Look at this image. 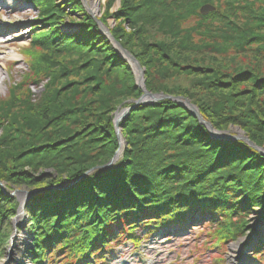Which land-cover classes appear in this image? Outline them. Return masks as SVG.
<instances>
[{
  "label": "trees",
  "instance_id": "trees-1",
  "mask_svg": "<svg viewBox=\"0 0 264 264\" xmlns=\"http://www.w3.org/2000/svg\"><path fill=\"white\" fill-rule=\"evenodd\" d=\"M28 1L40 7L47 18L41 19L44 29L33 36L31 47L35 51L29 57L33 75L9 85L8 96L0 99V181L33 190L72 181L105 164L118 147L113 114L128 105L126 99L138 98L141 90L126 61L98 32L88 14L69 21L79 28L77 32H65L57 22L63 17L53 0ZM123 1L132 4L130 15H136L137 22L144 25L158 19L155 14L166 9L163 0ZM182 1L167 6L168 14L159 17V29L170 40L150 45L141 40L142 36L137 37L144 48L137 57L147 67L146 88L189 98L217 130L233 124L249 129L258 126L262 136L264 101L253 105L250 96L245 106L240 104L246 100L237 98L238 80L252 73L245 70L228 80L217 66L205 65L201 58H188L205 48L224 50L219 43L229 39L236 40L241 48L257 45L259 53L263 52L264 0H227L234 3L227 5V12L215 9L204 15L199 11L200 0L188 5ZM73 2L77 8L81 5L80 0ZM141 9L155 18H139ZM183 9L186 13L180 12ZM125 11L129 10L119 12ZM239 13L245 16L239 19ZM226 14L234 18L229 21ZM187 22L192 25L185 26ZM214 23L221 26L213 30ZM112 35L118 40L115 31ZM198 37L201 40L197 43ZM118 42L124 46V41ZM76 50L79 58L66 60ZM184 74L200 79L198 87L206 94H195L193 85L184 90L162 86ZM253 76L257 81L252 82V95L263 93L254 87L263 88L264 76ZM45 77L49 78L45 91L35 102L28 86ZM223 84L228 86L227 94L221 91ZM121 133L126 146L114 167L97 168L71 188L43 192L33 199L41 205L37 214H43L33 219L34 225L42 224L34 228V255L40 264H52L53 254L61 263L63 257L72 260L76 253L99 250V243L103 246L121 240L137 228L181 225L190 212L209 215L208 224L215 225L212 233L227 243L247 229V221L239 215L264 207V156L243 141L213 138L197 118L174 101L164 99L132 110ZM248 137L264 146V138ZM38 170H48L54 177H42L37 182ZM2 190L0 247L8 238L4 223L17 205ZM241 195L243 202L238 203ZM44 209L51 211L44 214ZM56 211L59 222L51 219Z\"/></svg>",
  "mask_w": 264,
  "mask_h": 264
},
{
  "label": "rangeland",
  "instance_id": "rangeland-1",
  "mask_svg": "<svg viewBox=\"0 0 264 264\" xmlns=\"http://www.w3.org/2000/svg\"><path fill=\"white\" fill-rule=\"evenodd\" d=\"M53 1L57 9H59V11L61 12L59 14H61V16L63 17V19L61 18L62 19L61 22L59 20L57 22L62 23V25H60L59 27L61 28L62 26V30L65 32L66 31L72 33L74 31L77 32L79 28L75 26V23L70 24L69 21L74 18L80 19L84 14H88L90 18L94 20L98 32L104 35L105 37L107 36L103 32H101L100 26L98 25L96 20L100 21L101 25L105 26L109 30V32H111V34L112 32L115 31L118 40L116 38L115 39L117 41H124L123 44L124 46L122 45L121 46L125 50H127L138 61L141 68L143 69L144 82H145V74H146L145 68L147 67L142 65L141 59L137 57L138 54H141L144 49L140 45L141 41L137 40L138 39L137 37L142 36L141 40L150 45L152 43H159L160 41L170 40L167 37H165V31L163 29H159L158 24L161 21V18L159 19V17H161V15L163 14H168L167 6H172L177 3H181V0H176V1L163 0V3L166 5L165 7L166 9H164L162 12L160 10V13L155 14L156 18L158 19H154L151 24L144 25L141 24L140 21L137 22V19H135L134 17L136 15L134 14L130 15L131 13L129 12H131L130 10L133 9V7H131L132 4H130L128 1L125 2L123 0H95L96 8L95 11L91 13V15L86 10L87 7L86 2L90 3L93 0H84V1L80 0L81 5L79 6V8L76 7V4L73 2V0H53ZM134 1L140 2L141 0H134ZM191 1L192 0H183L182 2L188 5V2ZM200 1H201V5L199 7V11L203 5L209 4L214 7V10L219 9L220 12L222 11L224 13V11L227 12L228 9L227 5L234 4V3H227L229 2L227 0H212V2L210 1L207 2L206 0H200ZM156 2H158V0H156ZM244 2L249 3V1L246 0H244ZM125 8L129 11L128 12L125 11L123 13L119 12L121 9H125ZM170 9L172 10L171 13H175V9H173V7H170ZM143 11L145 10L144 9L140 10L139 18H155L154 14L151 15L148 12L143 13ZM180 12L186 13V9H183ZM42 13L43 12L41 11L40 7H37L33 2L31 1L29 2L28 0H0V23H5L8 25L7 28L5 27L4 30L0 31V37L4 39V42H1L0 44V99L4 100V98L8 96L9 85L11 83L20 82L21 80H23V77H26L27 75L30 76L33 75L32 74L33 67L29 60V57L31 58V55H33L35 51V49L31 47L33 46L32 45L33 36H35V33L40 32L41 29H44L45 27V26H40L41 19L47 18V16L43 17ZM241 16H245V15L243 13H239V19L242 18ZM225 18L231 21L229 18H234V16L232 17L230 14H226ZM188 21H190V19H188ZM244 23L245 21H243L242 23L240 22V26H242ZM188 25H192V23L191 22L185 23V26ZM213 25H214V27H212L213 30L221 26L218 25L217 23H214ZM257 30H261V29H257ZM200 40L201 39H199L198 37L195 42L198 43ZM205 41L209 42L208 40ZM209 43H199V44L200 46H203V44H209ZM130 44L131 45L133 44L132 49H134L133 50L134 53L133 51L129 50ZM219 45L220 48L224 50L213 51V48L201 49L199 52H193L192 54H190L188 60L194 61L193 60L194 58H201V60L204 59L206 60V62H204L205 65L212 64L217 66L218 68H220V73L222 74V76H224L225 78H229L228 80H231L238 73H243L245 70H249L250 73H252L253 75H257L259 77L264 76V50L263 52L261 51L259 53V51L261 50L260 47H257V45L253 44L248 47L241 48V45L236 43V40H231V39L226 41L225 44L220 42ZM211 46L216 47V45H211ZM75 52L77 53V50ZM76 53L72 52V54H70L71 56L67 55L66 60L70 58H73V60H77L76 58H79V55L78 53L77 54ZM126 63L128 65L130 72L133 75L135 84H137L136 68L127 61ZM252 74L245 77L241 76L240 79L238 80V84L236 85V88L239 91V94H237V98L246 100L244 104H240V105H245V106L248 105L249 104L248 99L250 98V96L253 105L259 104L260 100L264 101V92L263 93L261 92L262 94L259 93L257 95L254 94L252 95V92L250 90L252 88L251 87L252 82L257 81V79ZM48 79H49L48 77H45L44 79H41L36 83L31 82V84L28 86L32 94L31 99L33 101L36 102L37 98H39L42 95V93L45 91V86L48 83ZM155 80L158 81L157 79ZM158 82L161 84L160 81ZM199 83H200V79L195 78L194 76H189L187 74H184V75H176L170 78L169 81L167 80V82L162 86L165 87L166 85L172 90H174V88L184 90L185 88H188L193 85L194 86L193 92H195V94L197 93L202 96V94H206V91L202 90L201 87H198ZM262 85L263 88L261 85L259 86L255 85L254 89L264 90V84ZM220 87L222 88L221 91L227 94L228 86L223 84ZM155 93H160V92H155ZM258 95L260 96L257 97ZM132 100L133 99H126L125 101L129 102ZM235 109L237 110V108ZM260 129L261 128L258 126L249 129L248 127H242L239 124H233L228 126L227 134L234 136L245 134L247 137L250 136L256 139L264 138V134L260 136L261 135ZM259 147L264 149V146H259ZM24 171L25 174L29 173L26 167L23 168V172ZM50 176L54 177V174H51V172L48 170L45 171L38 170L35 173V181L40 182V179H42V177L49 178ZM0 183H1L0 189L1 190L3 189L2 190L3 193L9 198H12L11 199L12 201H15L17 203L16 210L14 213L15 215L12 213V215L8 217L9 218L7 219L8 221L4 223L5 226L3 231L5 230L8 233V238L10 237L12 238V236L17 232L21 233L24 230L28 231V229L30 228L31 221H28V217H26L27 216L26 205L28 203L32 202L36 196H38L43 192L51 193L58 191V189L56 190L55 188H52L53 186L56 185L60 186L61 188H59V190L65 189L67 186V183L65 181L56 185H49L46 187L29 190L26 187V185L23 184L14 185L13 183L7 181L5 182L0 181ZM34 190H41V191H34ZM242 202L243 200L238 203H242ZM20 212L21 215L25 216V219H23L21 215L17 216L18 213ZM239 216L242 219V221H247L246 223L247 229L242 233H240L237 239L233 241H229L227 243H223L222 239L218 238V236L210 238L211 241H209L208 236H210V234H206V232H208V229L210 230L214 228L215 225L208 224L211 220L208 217V215H194V212L187 213L186 222L181 225L178 224L176 228L173 229V233L163 234L162 231H159L157 232V234H163V235L155 238L157 235L155 233L154 235L150 236L147 239V242L145 243H150L153 240L156 241L149 244V247L152 248L148 249L147 253H151V254L150 255L146 254V257L148 260L151 261L152 264H210L211 261L207 258L206 255L207 253L209 252L211 253L213 251L215 253L219 252L216 254L217 257L220 256L222 258L221 264H264V252H260L258 249H256L259 243H262V245H259L258 248L264 249L262 248V246L264 245V213L261 212L260 208L254 207L252 211H250V214L248 213L247 215H245V213H243ZM235 217L236 215L234 214L232 219L234 220ZM19 218H21L20 221H18ZM22 221H24L25 224H21ZM260 222H262L261 225ZM21 225H22L21 227L22 229L20 228ZM214 234L215 233H213V236ZM167 236H170L171 239L167 241H163ZM216 239L220 243L219 246L215 247L213 250L211 249L207 250V248L204 245H202L201 247H197V245L200 243V240L209 242L208 244L212 245L211 242H214ZM10 240L11 239H9L7 242L2 244L0 247V261L3 258H5V255L8 252L7 251L8 248L10 249V244H11ZM52 243L50 244L53 246ZM142 245L138 247V250L136 252L141 251ZM129 249H130V244L124 243L121 244L120 246H116L115 248H113L112 252L107 251L106 253L108 254L107 259L109 264H119L120 260L121 262H123L124 260H129L133 258L136 252L128 254V252H130ZM193 252L196 255H200L199 256L200 260H196L195 258L191 257V254ZM122 254L123 257L120 259L119 257ZM253 255L255 257L257 256V258H259L261 262L252 260V257H254ZM139 259L140 258H138V260Z\"/></svg>",
  "mask_w": 264,
  "mask_h": 264
},
{
  "label": "water",
  "instance_id": "water-1",
  "mask_svg": "<svg viewBox=\"0 0 264 264\" xmlns=\"http://www.w3.org/2000/svg\"><path fill=\"white\" fill-rule=\"evenodd\" d=\"M82 1H84V0H82ZM86 10L91 15V13L88 11L87 8H86ZM213 10H214L213 6H211L209 4H205L201 7L200 12L202 14H207L208 12L213 11ZM96 22L100 26L101 32H103L107 36V38L109 39V41L113 45L114 49L116 50V52L123 59H125V61H127L128 63H130L131 65H133L136 68V73H137L136 74V76H137V78H136L137 84L136 85L140 88L141 95L137 99L129 101L128 106H126L120 110L115 111V113L113 115L114 117H113L112 121H113L114 130H115L117 143H118V147L115 150L113 156L105 164H103L101 166L93 167V168L87 170L84 174H82L78 178H76L72 181L66 182L67 183L66 188L74 185L79 180H81L83 177H85L86 175H88L89 173H91L92 171H94L97 168L98 169L99 168H103V169L112 168L116 164V162L119 160V158L122 156L123 149L126 146V141H125V138L122 136L121 130H122L123 122L125 121L126 117L129 115V113L141 105L153 104V103H156V102L164 100V99L172 100L175 103H177L179 106L186 108L195 118L198 119V121L201 124H203L208 129L210 135L213 138H215L217 140H223V141H225V140L226 141H229V140L243 141L264 156V149L257 146L245 134L234 136V135L227 134V132H228L227 129H225V130L215 129L213 127V125L211 124V122L209 120H207L200 113L198 107L195 104H193L187 97H184L182 95L174 96V95L164 94L162 92L152 93L151 91H149L145 86V82H144V78H143V69L141 68L138 61L127 50H125L121 46V44L112 36L111 32H109V30L105 26L101 25L100 21L96 20ZM121 140H122V145H121ZM52 188L59 190V188H61V187L56 185V186H53ZM41 190H34V191H41ZM14 192H16V191H14ZM13 193H11V194H13Z\"/></svg>",
  "mask_w": 264,
  "mask_h": 264
},
{
  "label": "bare ground",
  "instance_id": "bare-ground-1",
  "mask_svg": "<svg viewBox=\"0 0 264 264\" xmlns=\"http://www.w3.org/2000/svg\"><path fill=\"white\" fill-rule=\"evenodd\" d=\"M87 4V9L90 13H93L96 8V2L95 0L91 1L90 3L86 2ZM5 27L7 28L8 25L5 23H0V31L4 30ZM1 42H4V39L0 37V44ZM17 83V82H16ZM15 83H11L10 85H13ZM121 145H122V140H121ZM1 185V183H0ZM259 208V207H256ZM41 209L40 202L34 203V201L28 203L26 205V217H28V221H31V226L28 229V231L24 230L21 233L17 232L15 233L12 238H11V244H10V249L8 248V252L5 255V258H3L0 261V264H40L35 257V229L34 228H39L42 224H38L37 226L34 225L33 219L35 218L37 211ZM263 208L260 207V210ZM50 210H45L44 209V214L50 212ZM41 214H37V216H41ZM23 219H25V216L21 215ZM54 217H52V221L54 220L55 222H58L59 219V212L56 211L53 213ZM21 218L18 219L20 221ZM21 224H25L24 221L21 222ZM262 222H260V225ZM60 226V225H59ZM22 225L20 226V228ZM261 228V227H260ZM22 229V228H21ZM260 237V236H259ZM258 237V238H259ZM260 239V238H259ZM31 246V247H30ZM34 252V253H33Z\"/></svg>",
  "mask_w": 264,
  "mask_h": 264
}]
</instances>
